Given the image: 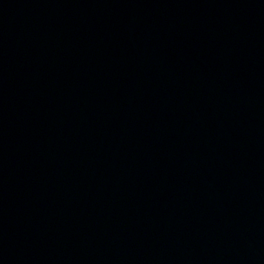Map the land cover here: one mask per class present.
<instances>
[{
	"label": "water",
	"instance_id": "water-1",
	"mask_svg": "<svg viewBox=\"0 0 264 264\" xmlns=\"http://www.w3.org/2000/svg\"><path fill=\"white\" fill-rule=\"evenodd\" d=\"M0 264H264V0H0Z\"/></svg>",
	"mask_w": 264,
	"mask_h": 264
}]
</instances>
